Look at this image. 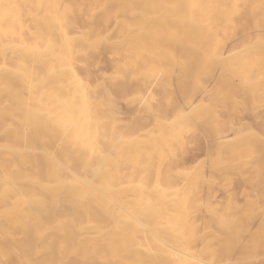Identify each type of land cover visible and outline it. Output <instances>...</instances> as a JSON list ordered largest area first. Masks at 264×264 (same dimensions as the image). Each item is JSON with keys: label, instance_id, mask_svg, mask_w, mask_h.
I'll list each match as a JSON object with an SVG mask.
<instances>
[{"label": "bare ground", "instance_id": "1", "mask_svg": "<svg viewBox=\"0 0 264 264\" xmlns=\"http://www.w3.org/2000/svg\"><path fill=\"white\" fill-rule=\"evenodd\" d=\"M107 50L122 63L104 81L153 83L172 106L185 97L186 124L207 112L202 95L243 104L247 73L264 81V0H0V164L22 169L2 180L21 206L4 225L31 234L41 264H264V194L213 206L210 188L231 176L172 177L178 128L124 137L111 91L90 77ZM143 115L158 120L150 103Z\"/></svg>", "mask_w": 264, "mask_h": 264}, {"label": "rangeland", "instance_id": "2", "mask_svg": "<svg viewBox=\"0 0 264 264\" xmlns=\"http://www.w3.org/2000/svg\"><path fill=\"white\" fill-rule=\"evenodd\" d=\"M241 13L242 9L240 8V14ZM234 21L235 25L243 23L245 25V28L251 29L253 26V21L248 18L242 17L240 19H235ZM230 46L232 48L234 47L233 50L236 48L235 44H231ZM108 55H111L110 50L105 51L103 55L97 56L95 58L96 64L90 70V77L94 83H101L103 81L104 85L111 91L115 102V111L123 125L122 132L124 137L128 135L131 138H134L133 140H137L140 142L143 139L145 131L149 129L157 132V130H161L163 128L165 129L166 127L168 129H171L173 127L178 128V130L176 131L177 135L175 136L176 143H173L171 145V152L168 153V159L170 163L168 164V168H170V174L172 177L187 173L192 169L198 170L199 173L204 176H213L216 180L219 179L223 171L231 176L232 182L229 188H222L221 184L219 185L216 183L210 188V190L215 193V198L210 200V203L212 201L213 204L211 205L213 206L217 203L218 205H223L228 195L229 198L232 199V201L241 205L245 202L244 200L246 195H248L250 199H253L256 193H261L262 195L264 194V166H262L264 165V81L259 82V80L256 79L257 77L254 74V70H250L247 73L249 76L246 75V87L248 88H246L245 93L247 97L241 95L243 104H241L242 101L240 100V96H238V100L236 97L235 100L237 101H231L226 97H222L219 100V97L221 96L217 97L212 94H204L201 96V98L203 102L207 106H209V108H206V113H201L203 115L205 114V117L200 114V116L198 115L197 117L200 119H195V121L188 119V123L180 124V121L183 122L182 117L185 112V108L183 106L186 100L185 97L180 98L179 102L176 103L175 95H173L171 98H173L174 100V105L172 106L168 103L167 100H165V98L159 92L158 88H156L151 82L150 93V91L147 92L142 87H139L136 92H132V90L129 89V87L126 85L121 87L118 84L104 81L102 79V76L110 74L113 69L117 68L122 63L121 57L115 58L112 56L109 58ZM229 83L232 87H234L235 84L236 87L239 86V84L237 86L236 81L228 82L227 85ZM223 86L224 85H222V87ZM253 90L254 92H251L253 94L250 93V96L252 97V99H254V101L251 99V103H245L244 101L247 102L246 98H248V92ZM239 93L241 94L242 92ZM210 97H213V99L216 101L213 100V102H211L210 104ZM221 99L225 102L223 105L221 104ZM217 100L219 101V103H221L218 104ZM146 103H150L151 107H154V110H156V113L158 115V120H153L149 115H147V117L146 115H143L145 114ZM212 104H214V106ZM140 123L144 127L142 131H138L136 129V127ZM128 124H131L133 126V132L128 131ZM124 126H127V128ZM225 127L229 130H227ZM226 131L228 132V135L226 134ZM226 135L227 138H232L231 141L226 138ZM223 138L228 140L226 145H224L225 143L223 141ZM218 140H221V142L223 141L224 144H222L221 142L220 144ZM216 144H220L221 147L218 145V148ZM245 145H249L250 147H247L245 149ZM242 146L243 148H241ZM223 149H225V152L223 151ZM238 149H245V151L242 152L243 156H248L246 154L249 153L250 157L248 156V158L246 159H248V161H250L251 163L247 164V167L244 165H237V167H234L235 169L233 168L234 170L232 169V171L226 170L225 168L228 167L227 163L231 164L230 156H232L233 154H237V157L243 158ZM252 151H254V155H257L253 156ZM215 152H218L219 155L217 156ZM225 153H227L226 157H222V154L224 155ZM227 159H229L228 161L230 162H227L225 164L221 163V160L223 162H226ZM243 159H245V157ZM211 164H213V166ZM259 165L262 167H260ZM224 166L225 168H223ZM238 168H240L239 171ZM235 170L238 172H235ZM13 171H18V173H21L22 171L20 163L16 159H13L11 161V164L8 163L5 166H1L0 164V176H3L0 177V264H41L35 254V242L31 234H29L28 237L24 234H21V236L19 235V229L18 232L17 228H12L11 230L8 229L6 225H4V217L9 212V210L13 209V207L21 208L19 203L14 202L12 203V205L6 200L4 181L2 180H4L6 174L11 175ZM256 186H258V188ZM7 235H9L11 238L7 239ZM24 238L25 240H23ZM18 239H20L21 241H18ZM29 239H31V241H29ZM13 242H15V246ZM29 242L33 244L29 245ZM16 244H18V246ZM32 248L34 251H32Z\"/></svg>", "mask_w": 264, "mask_h": 264}]
</instances>
